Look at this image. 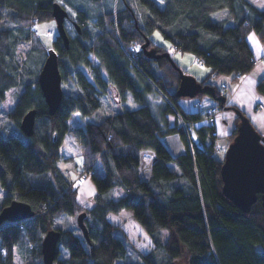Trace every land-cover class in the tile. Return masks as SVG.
<instances>
[{"label": "trees", "instance_id": "1", "mask_svg": "<svg viewBox=\"0 0 264 264\" xmlns=\"http://www.w3.org/2000/svg\"><path fill=\"white\" fill-rule=\"evenodd\" d=\"M61 1L77 11L71 18L74 31L65 28L67 47L57 34L49 49L58 56L61 88L70 83L74 90L68 94L62 88L60 104L49 114L38 85L49 49L31 39V27L54 20L53 5L66 8ZM251 30L264 43V8L250 0H0V104L10 90L16 92L7 115L10 127L0 128V210L18 201L34 212L31 218L0 225V264H16V248L26 251L23 264H43L40 243L51 229L60 232L53 264H264L260 195L248 212L223 196L213 125L195 129L201 148L187 138L176 111L196 122L203 118L202 110L188 112L179 104L180 75L171 57L149 58L141 49L148 42L147 49L156 54L168 53L150 39L159 31L175 50L194 55L209 70L198 81L199 102L209 98L216 109L243 114L221 102L225 89L213 79L225 75L237 83L252 70L254 57L246 40ZM23 41L31 47L19 64L14 48ZM132 46L139 53L133 54ZM256 89L264 96V79ZM107 97L120 107L88 119L100 115ZM152 99L160 101L159 114L151 108ZM32 110L33 132L26 136L20 122ZM169 114L173 126L165 120ZM72 116L83 125L71 128ZM235 122H240L236 114ZM170 134L181 137L182 154L172 156L160 141ZM66 135L81 150V173L91 176L96 187L90 208L78 202L77 187L59 167ZM235 135L236 128L231 141ZM143 151L155 156L146 179L139 169ZM114 191L121 195L110 196ZM124 210L145 230L154 249L164 252L162 260L154 259V253L128 252L127 235L107 218ZM81 213L89 243L77 221L55 224L61 217L76 220Z\"/></svg>", "mask_w": 264, "mask_h": 264}, {"label": "water", "instance_id": "2", "mask_svg": "<svg viewBox=\"0 0 264 264\" xmlns=\"http://www.w3.org/2000/svg\"><path fill=\"white\" fill-rule=\"evenodd\" d=\"M52 16L56 23L58 36L65 47L68 46V37L65 32V20L68 13L59 4H54ZM75 25V24H74ZM78 29V28H77ZM148 42L141 45L146 57L159 59L170 58L168 53L156 54L155 50L147 49ZM179 71L180 81L176 90L177 98H195L199 92L198 81L174 65ZM38 85L49 114H53L58 108L62 98L61 76L58 68V56L54 50L49 49L47 56L38 74ZM222 103L226 99L220 98ZM240 122L236 124V135L229 143L220 168L222 180V194L233 205L243 212H248L250 206L256 202L260 195L264 210V138L255 130L249 119L239 111L235 112ZM35 111L27 112L20 122V129L26 136L33 132ZM34 212L22 202L12 201L0 210V225L5 222H16L31 218ZM85 213L77 216V227L83 237L89 243L88 231L83 223ZM60 232L49 230L43 236L40 243V252L43 264H53L56 255Z\"/></svg>", "mask_w": 264, "mask_h": 264}, {"label": "rangeland", "instance_id": "3", "mask_svg": "<svg viewBox=\"0 0 264 264\" xmlns=\"http://www.w3.org/2000/svg\"><path fill=\"white\" fill-rule=\"evenodd\" d=\"M112 1V0H110ZM253 2L256 3L258 8L263 9L264 7H261V3H264V0H251ZM61 3L66 7L65 9L67 10L68 14H69V19L65 20V28L70 31V33H73L74 31V23L72 22V17L75 16V14L77 13V11H75L73 8H71L67 3H65V1H61ZM46 23H51L53 26H56V23L54 20L48 21V22H43V23H39L38 25H34L33 27H31V31H32V35H31V39L33 41H37L39 40V43L42 47H44L45 49H49L51 48V43H52V36L51 33L53 32H49L48 30H44ZM11 26V24H6V26ZM55 32L57 33V30H55ZM158 34V35H157ZM151 41L158 45V46H162L164 47L166 50H168V53L171 57V59L178 65V67L182 70L185 71L187 75L190 76H194L195 78L198 79V81H202L204 78L202 77H198V76H208L209 75V70L207 68H205L204 66H202L197 59L195 58L194 55L190 54V53H181L177 50H175L172 45L165 40L162 35L160 34L159 31H154L150 37ZM31 47V43L29 41H23L20 43H17L15 48H14V53L16 56V61L19 62V64H22V62L25 60L27 53L29 51ZM93 63L95 62V59L92 57L91 58ZM195 73V74H193ZM233 85V84H232ZM232 85H227L224 92L225 95H227L230 91V88L232 87ZM63 90L64 92L70 94L73 92L74 87L70 84V83H66L63 84ZM255 90L257 91V93L261 96L258 95V97H263L264 96L258 92V90L256 89V85H255ZM15 96H16V92L15 90H10L7 94H6V99L2 102V104H0V128L2 126H8L10 127V125H8V112L13 108L14 106V102H15ZM109 97L104 98L103 102H102V108L98 111L99 114H103L106 115L107 113H112L116 107L113 106L114 102H112ZM196 99V98H195ZM208 99V98H207ZM192 98H178L179 103H186L187 101L191 102ZM257 102H261L259 100H256ZM263 102V101H262ZM216 103V102H215ZM264 104V103H263ZM204 106V109L210 108L207 106V108H205L206 106ZM239 106H242L244 109L238 108L240 111L243 112V114L245 115V117H247L250 121V123L252 124V119H251V106H247V105H243L239 102ZM115 107V108H114ZM259 107H257V111H259L258 109ZM220 110V109H218ZM222 110V109H221ZM254 113H259L257 111H254V108L252 109ZM96 115V114H95ZM93 117H89L88 119L91 118V120H97V115ZM169 120L170 123H173V115L169 114ZM74 117V118H73ZM76 116H72L68 123L69 126L71 128H75L76 126H79L78 124H82L81 122L79 123L77 121H75ZM83 125V124H82ZM253 126V125H252ZM254 127V126H253ZM9 129V128H8ZM256 130V129H255ZM257 131V130H256ZM16 132V131H15ZM261 137L264 138V134H261L259 131H257ZM231 135V134H230ZM215 138V137H214ZM71 136L66 135L65 138L63 139V142L61 144L60 147V160H59V167L62 170V172H64V174L74 182V186L77 187V191L79 189H84L86 190L87 187L89 185H93L94 187V193L90 195V202L93 203V197L94 194L96 193V187L94 185V182L91 178V176L79 173L82 171V168L80 166L81 164V158L80 157H75L76 155L78 156V154H81V150L79 148H77L71 141ZM193 143H195L196 145L200 146V143L198 141V139L196 138V140L192 141ZM231 142V139H229V143ZM214 146L219 148L218 151H216L214 153V156L216 157V159L218 158V155L222 154V159L219 160L220 162L223 161L224 155L223 153H221V149L219 146H217L214 143ZM79 149V150H78ZM72 156H74V159L71 161L69 158H71ZM81 156V155H80ZM75 165V168L73 167ZM83 175H85L86 177H83ZM78 193V192H77ZM115 192H109L110 196L113 197H117L119 196V194ZM4 196V192L3 190L0 188V203L2 201V198ZM88 200V201H89ZM67 220V222H65ZM116 220L117 222L114 223H118V225L120 226V228L123 230V232L125 233V235H127V240L124 241L126 244V247L128 249V252L133 254L134 256L136 255H140V254H150V253H154V259L156 260H162L164 257L162 250H157L154 249V245L151 243L150 238L148 237L147 233L145 232V230L134 220V218L131 215V212L128 210H124L121 213L116 215ZM71 224L74 225L76 224V220L73 217H61L58 218L55 221L56 226H66L67 224ZM161 235L163 236L164 240L168 237V231L165 229L162 231ZM30 248V245H29ZM25 254L26 251L24 248L20 249V248H16L14 250V262L16 264H23L24 263V259H25ZM159 260V261H160Z\"/></svg>", "mask_w": 264, "mask_h": 264}, {"label": "crops", "instance_id": "4", "mask_svg": "<svg viewBox=\"0 0 264 264\" xmlns=\"http://www.w3.org/2000/svg\"><path fill=\"white\" fill-rule=\"evenodd\" d=\"M251 2L255 6H257L255 2H253V1H251ZM44 25H45L44 30H46V31L48 30L49 32H53V33H51V36L53 37L52 40H54V38L57 35V33L55 32V30H57L56 26H53L51 23H46ZM250 37H251V39H250ZM246 40H247V43L249 44V46L252 50L254 59H259V58L261 59V56L264 55V43H261L259 41L258 37L256 36V34L254 33L253 30H251L246 35ZM193 74H195V73H193ZM206 75L205 76L201 75L198 77L205 78V77H207ZM231 78H232L231 76L221 75V76L213 79V82L217 86L224 84V85H226V87L228 84L229 85L233 84L232 87L230 88L229 93L227 95H225L226 96V103L230 104V105H235L236 107L241 108V109H244V108L242 106H239V102L243 105L251 106L252 108L250 110V113H251L252 125L254 126V128L257 131H259L261 134H264V104H263L264 99H263V97H258L259 94L255 90V85L257 84V82L261 79H264V62H260V63H257L256 65H254L252 70L248 74L241 77L237 83H232ZM249 78L254 80L255 83L254 84L248 83ZM195 79L198 81L197 78H195ZM226 89H228V88H226ZM259 96H261V95H259ZM256 100H259V101L262 100L263 102L262 101L257 102ZM197 101H198L197 99H192L191 102L187 101L186 103H179V104L186 111L195 112L197 110V107H196ZM201 103L206 106L205 108H207V106L213 107V108L216 107L215 101L212 99H209V98L208 99L205 98L203 101H201ZM113 106H115L116 108L120 107V105L116 102H114ZM257 107H259L258 108L259 111H257ZM151 108L155 113L159 114V112H160L158 110V109H160L159 99H152L151 100ZM253 108H254V111H257L259 113H254L252 110ZM201 110L203 111V109H201ZM102 116H104V113L97 115V119H100ZM158 119H161V114H160V117ZM77 120H79L78 121L79 123L80 122L82 123V121L78 117L75 118V121H77ZM165 120L170 126H173V124L175 123L174 117H173V123L172 124L170 123L168 115H166ZM208 121H211V124L213 125L214 130L217 133V136L214 139V143L220 147V149L222 151L221 153H223V155H224V153H225V151L229 145L230 134L236 128L235 113L230 111V110H224V109L216 110L213 115L209 116V118H206L203 116V118L201 120L196 121L195 129H197L198 127L203 126V125H208L207 124ZM82 124H78V125L82 126ZM196 138H197V136L195 137V140H196ZM160 141L168 149V151L171 153L172 156H177L179 154H182L185 151L184 144H183L179 134H170V135L162 136V137H160ZM80 155L81 154H78V156L76 155L75 157L81 158ZM222 157H223L222 154H220V155H218L217 159L221 160ZM69 159L72 161L74 159V156H72ZM154 159H155V156L152 152H150V151L141 152L139 169H140L141 174H142L144 179H146L148 177V171L150 170L151 165L154 162ZM81 163H82V161H81ZM79 173H81V172H79ZM94 192L95 191H94V187L92 184L89 185L86 190H84L83 188L79 189L78 194H77L78 202L86 208L92 207V203L90 202L89 198H90V195L93 194ZM116 192L119 194V196L121 195V193L119 191H116ZM107 218H108L109 222H111L112 224L118 225V223H114V222H117L115 214H108Z\"/></svg>", "mask_w": 264, "mask_h": 264}, {"label": "built area", "instance_id": "5", "mask_svg": "<svg viewBox=\"0 0 264 264\" xmlns=\"http://www.w3.org/2000/svg\"><path fill=\"white\" fill-rule=\"evenodd\" d=\"M132 51H133V54H137V53H139V50H138V48L136 47V46H132ZM260 62H264V55H262L261 56V59L259 58V59H254V65H256L257 63H260ZM220 87L222 88V89H225L226 88V85H220ZM196 107L198 108V109H203V111H202V115L204 116V117H206L207 118V116L208 115H212V114H214L215 113V108H213V107H210V108H207L206 110L204 109V106H203V104L201 103V102H199V101H197L196 102ZM176 114H177V117H178V120H179V122H180V125H181V127L183 128V131H184V133L186 134V136H187V138L188 139H191L192 141H193V139L195 140V137H196V132H195V121H191V120H187V119H185V118H183L177 111H176ZM209 126L210 125H212L211 124V121H208V123H207ZM211 135L213 136V137H216L217 136V133H216V131L213 129L212 130V133H211ZM200 148H201V145L199 146ZM218 149L219 148H217V147H215L214 146V153L216 152V151H218ZM91 175H92V172H91ZM83 177H86L85 175H83Z\"/></svg>", "mask_w": 264, "mask_h": 264}, {"label": "snow or ice", "instance_id": "6", "mask_svg": "<svg viewBox=\"0 0 264 264\" xmlns=\"http://www.w3.org/2000/svg\"><path fill=\"white\" fill-rule=\"evenodd\" d=\"M261 7H264V3H261V5H260ZM158 35V34H157ZM250 39H251V37H250ZM248 83H250V84H254L255 83V81L254 80H252L251 78H249L248 79Z\"/></svg>", "mask_w": 264, "mask_h": 264}, {"label": "bare ground", "instance_id": "7", "mask_svg": "<svg viewBox=\"0 0 264 264\" xmlns=\"http://www.w3.org/2000/svg\"><path fill=\"white\" fill-rule=\"evenodd\" d=\"M143 42V41H142Z\"/></svg>", "mask_w": 264, "mask_h": 264}]
</instances>
